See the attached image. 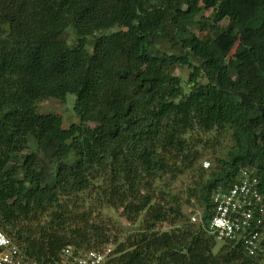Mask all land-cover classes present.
Wrapping results in <instances>:
<instances>
[{"label": "trees", "instance_id": "trees-1", "mask_svg": "<svg viewBox=\"0 0 264 264\" xmlns=\"http://www.w3.org/2000/svg\"><path fill=\"white\" fill-rule=\"evenodd\" d=\"M68 94L78 123L37 112ZM243 169L264 199V0H0V232L31 264H264V229L248 256L186 213Z\"/></svg>", "mask_w": 264, "mask_h": 264}, {"label": "built area", "instance_id": "built-area-1", "mask_svg": "<svg viewBox=\"0 0 264 264\" xmlns=\"http://www.w3.org/2000/svg\"><path fill=\"white\" fill-rule=\"evenodd\" d=\"M208 163H205V167ZM213 209L206 223L201 212L190 217V222L200 224L216 242H241L248 256L262 252L260 239L264 229V199L259 191V182L253 170L243 169L237 180L229 187H218L211 195ZM112 249L78 252L71 248L62 251L58 264H102ZM0 264H31L0 232Z\"/></svg>", "mask_w": 264, "mask_h": 264}, {"label": "rangeland", "instance_id": "rangeland-1", "mask_svg": "<svg viewBox=\"0 0 264 264\" xmlns=\"http://www.w3.org/2000/svg\"><path fill=\"white\" fill-rule=\"evenodd\" d=\"M209 14H210V11H202L196 17V20H200L202 17L203 18L208 17ZM226 25H227V20L220 22L221 27H225ZM198 31H199L198 27L194 28V32L196 34L198 33ZM188 73H189L188 69H186V68L176 69L174 71V74L179 76L184 83H186ZM74 101H75V96L72 94L66 95V98H65L64 102H62V103L58 102L55 99H50V98L46 99L45 98L44 100H42L40 103L37 104L36 110L38 113H41V114H54V115L61 117L63 120V127L67 128L72 123H78V118L75 115L74 110H73ZM225 143L228 144L229 141L225 142ZM225 143L223 142V144H225ZM213 150H217V152H223L224 151V145H222V146L217 145L216 147H214V149L208 148L204 151L205 155H204L203 159L199 161V163H201L202 167L205 169H208L210 167V162H211L210 158L212 157L211 152ZM205 163H208L207 167H205ZM188 183H189V180L187 179V176L180 177V179L174 184V188L176 190L182 189V187L186 186ZM197 211H199V210L197 208H194V207L186 209L187 214L190 212L195 213ZM102 215L106 216L105 220H110V222H112L111 226L113 227V230L116 231L118 233L117 235H120L121 238L125 237L128 234L133 233L137 229L135 225H130V224L126 223L122 218H119L118 213L113 211V210L104 211ZM191 215H190V217H191ZM112 227H109V230H112ZM160 227H161L162 231L168 230V227L166 225H162ZM218 245H219V243H218ZM108 248L112 249L113 247L108 246Z\"/></svg>", "mask_w": 264, "mask_h": 264}]
</instances>
